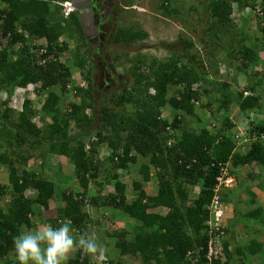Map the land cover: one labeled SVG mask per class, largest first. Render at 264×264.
Instances as JSON below:
<instances>
[{
  "label": "trees",
  "instance_id": "trees-1",
  "mask_svg": "<svg viewBox=\"0 0 264 264\" xmlns=\"http://www.w3.org/2000/svg\"><path fill=\"white\" fill-rule=\"evenodd\" d=\"M121 1L124 7L132 5V0ZM158 1L164 13L168 12L171 0ZM50 2L0 0V94L5 93L0 109V168L6 170L8 181V184L0 182V201L8 197L3 204L0 202V264H18L13 252V237L21 230H33L37 222L58 226V220H70L77 235L91 233L93 218L88 210L81 209L85 198L90 207L109 206L134 221L133 237L128 241L127 232H121L122 240L114 244L116 259L106 256L105 264H124L125 257L137 256L141 264H229L232 253L246 257L260 252L262 244L253 239L241 248L235 247L233 252L228 251V243L221 240L223 255L208 258L210 235L206 224L207 207L215 195L226 204L233 189L244 187L241 192L250 204L246 219L250 223L258 220L264 224V206L257 203L246 184L264 187V142L249 138L244 148L247 150L241 152L235 139V122L229 118L231 107L235 106L243 114L258 108V96H245L247 92L243 95L226 83L210 81L203 72L202 64L206 66L205 63H200L191 53L193 42L181 37L167 46L171 52L168 60L152 61L147 65L136 59L130 69L132 82L119 91H104L108 85L105 75L112 68L111 62L116 63V57L110 58V62L106 60L107 65H100L104 67L103 81L97 85L92 76L93 67L87 63L92 58L79 14L72 11L65 20L59 13L61 8L55 4L51 8ZM201 3L211 18L205 29L209 35L218 38V34L226 30L234 8L240 12L249 7L261 18L255 25L264 41V0H206ZM65 24L69 25L77 45L71 51L68 64L60 60L68 44L58 42L64 30L59 28ZM115 26L113 44L129 47L147 37L133 26ZM31 39L45 41V47L36 48H43V52L35 54L32 51L27 43ZM229 41L232 44L237 40L230 37ZM238 52L243 65L255 60V52L249 45L240 46ZM74 71L80 74L85 85H74ZM70 84L79 102L61 112L60 96L51 89L58 88L60 94H65ZM171 87L173 91L168 96ZM27 90L40 98L38 109L32 107L31 99L25 94ZM201 97L207 101L203 103ZM13 101L16 106L12 105ZM164 106L176 112L170 121L161 116ZM203 108L207 114L222 117L219 126L213 124L199 129L190 126L188 118L198 124ZM15 111L18 113L13 120L10 115ZM71 122L77 129L73 134L69 133ZM248 124L247 132L255 134L256 125ZM100 146L110 151L105 159L111 163L112 171L126 170L128 165L136 163L137 156L147 159L157 170L156 194L147 195L139 189L141 184L135 183V188L139 189L137 197L128 202L125 186L116 180L118 176L114 173L110 175L115 180L112 194L102 202L88 197L90 184L98 175V162L94 158ZM36 151L41 157L53 154L72 162L82 192L62 191L57 196L54 182L38 172H30L25 163ZM251 164L256 165L258 173L239 174V169ZM224 168L228 170L227 177L236 180L235 187H217V177L223 174ZM139 173L144 182L150 180L148 166L142 165ZM196 186H199L198 194L189 199V187ZM27 192L30 196H25ZM55 197L63 207L58 209L55 219H43L41 210L48 209L49 201ZM68 264L94 262L77 249Z\"/></svg>",
  "mask_w": 264,
  "mask_h": 264
},
{
  "label": "rangeland",
  "instance_id": "rangeland-1",
  "mask_svg": "<svg viewBox=\"0 0 264 264\" xmlns=\"http://www.w3.org/2000/svg\"><path fill=\"white\" fill-rule=\"evenodd\" d=\"M50 1V3H52L51 8H53V4L61 8L59 9V13L66 20V13L71 10L69 0ZM201 1L205 2L206 0H171L167 9L168 12L166 13H164L163 9L159 6L158 0H132V5L129 7L122 6L120 2L118 4L119 7H117L118 14L116 16L117 21L115 25L122 27L133 26L145 32L147 37L131 44L129 47L113 44L111 39L116 26H112L105 36V43L102 48L105 61H101L99 65L92 60L87 61L88 64L95 66L94 73L92 72L95 83L100 85L102 83L101 81H103L100 77L102 72L100 65H107L108 61L106 60L110 62V58L116 57V63L111 62L112 68H109V72L105 75V79H108V85L104 91H119L124 85H129L132 82L130 69L132 65L136 63V59L137 62L142 60L147 65L152 61H166L171 55V52L167 50V46L173 44L180 37L189 39L193 42L191 53L195 55L200 63L201 61L205 63L206 66L202 64L203 72L210 81L218 83L223 82L228 84L233 91L242 93L247 92L249 96H258V108L248 112L249 114L245 116L243 113L238 112L235 106L231 107L229 118L234 121L235 124L241 122L240 125L245 127L244 121H249L250 116H252L249 123H251V120L253 122H259L260 124L257 123L254 128L257 130H259V128L262 129L264 134V127L262 126V124L264 125V41H262L261 34L258 33L255 25L261 18H257L256 13L251 8H243L240 12L234 8L230 15V24L224 28L226 32L219 33L218 38H214L206 33L205 29L211 22V18L209 17V13L203 8ZM68 26L65 24V27L59 28V30H64L61 32L58 40V42H66L68 44V50L62 54L60 59L67 64L71 56V51L77 46L74 35H71ZM230 37L235 38L237 41L231 44L229 41ZM200 40L204 42L200 43ZM1 42L5 44V41ZM27 43L29 45L35 44L32 41ZM39 44L43 43L37 41L35 46ZM244 44L249 45L255 52V60L246 63V65H243L240 52H238L240 46ZM145 70L144 72H146ZM73 82L74 85H85L82 77L76 71L73 73ZM69 86L65 94H60L58 88L51 89L60 96L59 110L61 112L69 110L70 104L79 102L78 98L73 95L72 84ZM251 87L253 89H251ZM144 88L145 90L149 89L146 85ZM172 91L173 89L171 87L168 90V96H170ZM149 92L152 94V91ZM4 94L5 93L0 94V109L1 102L4 100ZM25 94L28 96L29 100L32 98V107L38 109L39 103L41 102L40 98L33 97V95L31 96L30 90H27ZM201 101L205 103L207 99L201 97ZM12 105L16 106L14 102H12ZM211 109H214V107ZM161 112L162 118L169 121L172 120L174 114H176L169 106H164ZM206 112L207 110L203 108V111L199 113L198 117H200V122H198V124L193 123V118H188L190 126L195 129L207 125L213 126V124L219 126L222 117L219 115L215 117L214 114H207ZM17 113L18 111L11 113L10 116L13 120L16 119ZM38 117L39 115L36 116V118ZM76 131L75 124L71 122L69 133L73 134ZM259 133L261 134V132ZM261 141L264 142L262 139ZM98 151L102 154L101 157L96 156L94 158V161H96V163L98 162V175L96 180L90 184L88 197H96L102 202L104 198L112 194L114 192L113 182H115V180H112L110 175L114 173L118 176L116 180L123 183L125 186L124 194L128 202L137 197L139 189H143L147 195H155L151 194L150 189L154 188L155 192L157 191V170L148 164L147 159L137 156L136 163L128 165L126 170L112 171L110 166L111 163L105 159V156L109 155L110 151L104 146L99 147ZM19 163L21 166H24L21 161H19ZM19 163L18 165H20ZM25 164L26 168L29 170L31 169L30 172H38V174H42L48 180L54 182L57 186V196L59 195L58 193L62 191H70L73 194H80L82 192L73 172V164L64 156L46 154L41 157L38 155V151H36L34 156ZM142 165H146L149 168L150 180L148 182H144L142 175L139 173V168ZM252 165L253 168L256 166L255 164ZM249 171H254V169L249 166L239 169L238 172L240 175L243 174L244 176L245 173ZM103 180H105V182H103ZM0 182L2 184H8L6 170L1 168ZM135 183L141 184V188L139 187V189H136L134 186ZM229 187L233 188L235 186L230 185ZM189 188L190 194L188 197L189 199H194L198 194L199 186ZM243 189H245V187L233 189V194L226 199L229 202L225 204V212L222 217L224 223L223 228H225L226 231H223L225 237L223 238L222 236L221 239L222 242L226 241L228 243L227 250L232 252L235 247L241 248L245 246L249 240L255 239L262 244L260 252L252 256L247 255L246 257H240L232 253L231 262L229 264H242V262L244 264H261L264 263V224H261V222L257 220V225L260 226L257 227L255 223H250L246 219V213L250 211V204L248 205L249 199L241 192ZM25 196H30L29 192H27ZM254 197L258 199L259 196L254 195ZM263 197L257 202L258 204H263ZM7 200L8 197L2 199L0 202L3 204ZM86 200L88 201V198L82 200L81 209L82 211L88 210L90 212L91 218H93L91 234L95 235L100 240L105 249L102 254L100 252L98 253L102 257L107 256L108 259H116L117 254L115 252L117 251H115L114 244L122 240L121 232L124 230L127 232L125 238L128 241L133 237L134 232L131 231V228L134 221L112 207H90L88 203H86ZM61 207H63V203L60 199L56 197L53 198L49 201L48 209L41 210L43 219H55L58 216V209ZM63 221L65 220L60 219L57 222ZM41 223L45 226L47 222H37L36 226L41 225ZM245 226L248 228L245 229ZM37 228L38 227H36L35 230ZM72 231L74 235H77L73 228ZM243 251L245 252V250ZM76 252L77 249H74L69 254L68 261L75 257ZM124 264L141 263L137 256L135 258L125 257Z\"/></svg>",
  "mask_w": 264,
  "mask_h": 264
},
{
  "label": "clouds",
  "instance_id": "clouds-1",
  "mask_svg": "<svg viewBox=\"0 0 264 264\" xmlns=\"http://www.w3.org/2000/svg\"><path fill=\"white\" fill-rule=\"evenodd\" d=\"M69 3H70V0H69ZM70 7H71V10L70 12L66 13V16H68L69 13H71L72 11H76L73 9L71 3H70ZM246 8H249V7H246ZM253 11L256 14H258L256 10H253ZM30 41L35 43L33 45H29L30 48H33L32 51L35 54L43 52V48L41 50L40 49L36 50L38 46L45 47V41L43 39L28 40V42ZM37 41H40L43 44H39L35 46ZM89 60H92V59H89ZM91 66L93 67V73H94L95 66L94 65H91ZM102 73H103V70L100 75L101 78L103 77ZM33 97H36V96H33ZM239 123L240 122H238L237 124ZM240 126L241 125L239 124L236 127V133L238 132ZM100 147H103V146H100ZM241 152H244V150ZM97 156L101 157L102 154L98 151ZM107 156H105V158ZM230 178L234 179V177H230ZM222 205H223L224 212H225V204H223V202H222ZM116 210L121 212L118 209ZM223 224L224 223L222 220V225ZM43 226L44 225L36 226L35 224V228L38 227L36 230L35 228H33V230H21L18 232L17 235L13 237V252H14L15 259L18 262V264H67V261L69 259V254L74 249H78L82 255L91 257L94 264H105L106 257L104 256L102 257L98 253L100 252L102 254L105 251V249L102 243L100 242V240L95 235L91 233H87V232H82L78 235H74L70 220L58 222V226H52L47 223L44 227ZM223 231L225 232V228H223ZM222 236L223 238L225 237L224 234ZM221 240L222 239H220V242ZM221 251H222L221 255H223V250L221 249Z\"/></svg>",
  "mask_w": 264,
  "mask_h": 264
},
{
  "label": "built area",
  "instance_id": "built-area-1",
  "mask_svg": "<svg viewBox=\"0 0 264 264\" xmlns=\"http://www.w3.org/2000/svg\"><path fill=\"white\" fill-rule=\"evenodd\" d=\"M243 127L244 126H240L238 132L235 135V139L237 140L236 143L238 144V148L241 151L244 150L245 145L247 144L249 138H251L252 140L256 138L264 140V134H258L257 132H255V134L251 133L250 135V133L247 132V128L246 127L243 128ZM227 174H228V170L224 168L223 174L217 177V180L219 182L217 186L218 188L222 186L229 187L232 184L233 179L227 177ZM218 188L216 190L217 192H218ZM207 208L209 210L208 211L209 217L206 224L209 226L208 233L210 235V239L208 242V258H210L211 256H218L222 254L220 237L223 235L222 217L224 214V208L222 202H220V199L216 195L212 203Z\"/></svg>",
  "mask_w": 264,
  "mask_h": 264
},
{
  "label": "flooded vegetation",
  "instance_id": "flooded-vegetation-1",
  "mask_svg": "<svg viewBox=\"0 0 264 264\" xmlns=\"http://www.w3.org/2000/svg\"><path fill=\"white\" fill-rule=\"evenodd\" d=\"M90 9L93 14V26L97 28L95 36H86L87 50L92 61L96 64L103 61L104 54L102 48L104 47V40L108 30L115 26L117 21V7L121 0H89ZM79 14V12L77 11ZM80 17V14H79ZM103 67V66H102ZM104 71V67L102 69ZM103 79V77H102ZM106 80V79H105ZM108 81V79L106 80Z\"/></svg>",
  "mask_w": 264,
  "mask_h": 264
},
{
  "label": "water",
  "instance_id": "water-1",
  "mask_svg": "<svg viewBox=\"0 0 264 264\" xmlns=\"http://www.w3.org/2000/svg\"><path fill=\"white\" fill-rule=\"evenodd\" d=\"M70 3L73 9L80 14L79 21L84 35L95 36L97 34V28L93 26V14L90 9L89 0H70Z\"/></svg>",
  "mask_w": 264,
  "mask_h": 264
},
{
  "label": "crops",
  "instance_id": "crops-1",
  "mask_svg": "<svg viewBox=\"0 0 264 264\" xmlns=\"http://www.w3.org/2000/svg\"><path fill=\"white\" fill-rule=\"evenodd\" d=\"M249 113H246V114H243V115H245V116H247ZM255 114H257V113H255ZM240 119V118H239ZM250 119H252V116H250ZM250 119H249V121H250ZM249 121H244V125H245V127L247 128V130L248 129H250L248 126L250 125V124H248L249 123ZM251 122H253L252 120H251ZM241 123V122H240ZM239 123V124H240ZM247 123V124H246ZM257 123H259V122H253V124H257ZM239 124H235V128L239 125ZM260 124V123H259ZM262 126H264L263 124H262ZM257 132H261V134H263V131H262V129L260 130H257ZM246 138V137H245ZM261 140V139H260ZM245 150V149H244ZM250 167L252 168V169H254V171L256 172V173H258L259 172V170L257 169V168H253V165L251 164L250 165ZM248 169H250V168H248ZM251 170V169H250ZM235 184H236V180L235 179H233V182H232V186H235ZM247 184V188L249 189V191L252 193V194H254V195H256V196H259L258 197V199L256 198V201L258 202L260 199H262V197H263V194H264V187L263 188H261V186H258V185H254V184H251V183H246ZM150 191H151V194H156V192H155V189L154 188H151L150 189ZM153 191V192H152ZM264 198V197H263ZM263 204H264V201L262 202ZM263 204H261V205H263ZM258 222V221H257ZM257 222L256 221H253L252 223H255L256 225H257ZM260 223V222H259ZM257 227H260V226H258L257 225ZM252 240V239H251ZM253 240H255V239H253Z\"/></svg>",
  "mask_w": 264,
  "mask_h": 264
}]
</instances>
